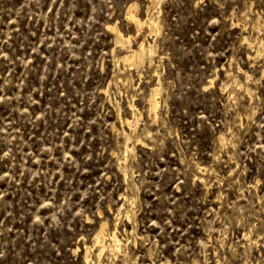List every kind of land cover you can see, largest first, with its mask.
I'll return each instance as SVG.
<instances>
[{
  "label": "rangeland",
  "instance_id": "obj_1",
  "mask_svg": "<svg viewBox=\"0 0 264 264\" xmlns=\"http://www.w3.org/2000/svg\"><path fill=\"white\" fill-rule=\"evenodd\" d=\"M0 264H264V0H0Z\"/></svg>",
  "mask_w": 264,
  "mask_h": 264
},
{
  "label": "bare ground",
  "instance_id": "obj_2",
  "mask_svg": "<svg viewBox=\"0 0 264 264\" xmlns=\"http://www.w3.org/2000/svg\"><path fill=\"white\" fill-rule=\"evenodd\" d=\"M152 1V0H151ZM132 8L134 7V5H132L131 6ZM130 7V8H131ZM130 8H129V10H130ZM136 10H133V11H131L130 12V15H129V19H132L134 22L133 23H135L136 25H141V24H147V26H149V28H150V32H154V31H158V26H157V24H156V22L154 21V19L152 18V17H147L146 19H144V20H142L137 14H136V12H135ZM111 27V26H110ZM113 27V26H112ZM140 27V26H139ZM113 29V31L115 32V34L117 35V37H120V38H123L124 40H125V38H124V36H123V34L118 30V28L116 27V25L112 28ZM130 38H128V40H129ZM123 40V41H124ZM139 49L137 50V49H134L131 53H129V54H126V55H124L123 56V58H122V60H130L131 62H132V64L133 65H135V64H137L138 62H140L141 61V58H142V54H143V52H144V50H145V42L144 41H141L139 44ZM138 47V46H137ZM150 49V48H149ZM150 52H151V49H150ZM150 104H151V106L152 107H156L155 106V101H154V99H153V101H151L150 102ZM129 123V122H128ZM104 229H102V231H103ZM102 233V232H101ZM100 234V233H99ZM101 235H103V233L101 234ZM113 236V235H112ZM99 237V236H98ZM103 237V236H102ZM101 237V238H102ZM101 238H100V240H101ZM112 238V237H111ZM113 239L114 240H116V237L115 236H113ZM98 240V239H97ZM112 240V239H111ZM110 240V241H111ZM109 241V242H110ZM101 242V241H100ZM112 243V242H111ZM110 243V244H111ZM113 244V243H112ZM118 244V243H117ZM101 245V244H100ZM103 245V244H102ZM101 245V246H102ZM104 246V245H103ZM118 248V247H117ZM100 249V248H99ZM111 249V248H110ZM113 250V249H112Z\"/></svg>",
  "mask_w": 264,
  "mask_h": 264
}]
</instances>
